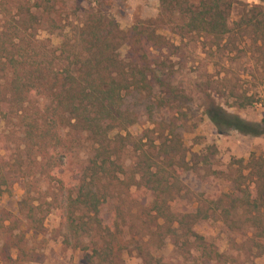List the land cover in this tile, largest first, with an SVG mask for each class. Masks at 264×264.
<instances>
[{
	"label": "trees",
	"instance_id": "obj_1",
	"mask_svg": "<svg viewBox=\"0 0 264 264\" xmlns=\"http://www.w3.org/2000/svg\"><path fill=\"white\" fill-rule=\"evenodd\" d=\"M59 1L0 0V117L5 123L17 119L22 137V146H17L18 163L11 165L7 157L1 160L24 174L25 153L42 168L43 175L48 173L55 183L52 200L65 230L62 244L72 251H90L99 264H114L131 247L140 256L147 252L143 235L137 240L125 238L123 228L128 223L135 231L133 237L144 228L158 241L176 229L185 238L195 237L193 227L209 219L207 211L177 213L159 201L173 189L180 192L176 169L183 160V147L175 129L169 132L171 140L159 146L150 138L147 143L143 138L136 140L129 130L138 116L125 108L124 101L132 93L152 96L156 88L172 103L182 100L174 96L162 64L153 54V50L173 48L157 34L159 30L170 29L179 36L204 34L222 41L232 34L229 18L233 9L242 6L237 27L252 29L253 35L263 34L264 9L241 0H159L157 17L140 20L126 32L102 9L104 4L95 0V6L85 11L86 19L74 42L55 49L49 41L39 42L37 35L45 27L50 34L64 28ZM254 1L264 4V0ZM124 45L129 48L126 60L119 55ZM168 107L179 113L182 109ZM205 115L220 135L264 136V120L249 122L214 104L206 108ZM160 126L149 133H158ZM82 149L89 152L81 156ZM128 149L137 160L131 170L122 161ZM38 158L48 168L52 166V174L43 170L46 167ZM254 168L256 165L250 169ZM257 168L258 197L245 205L260 212L264 209V167ZM142 191L153 197L149 207L135 199ZM21 206V214L29 222L41 208L33 207L28 198ZM106 206H111L109 222L103 214ZM3 258L17 263L7 255Z\"/></svg>",
	"mask_w": 264,
	"mask_h": 264
},
{
	"label": "rangeland",
	"instance_id": "obj_2",
	"mask_svg": "<svg viewBox=\"0 0 264 264\" xmlns=\"http://www.w3.org/2000/svg\"><path fill=\"white\" fill-rule=\"evenodd\" d=\"M98 1L126 32L140 20L154 19L159 12V0ZM94 2L60 0V24L64 28L50 34L45 27L37 40L49 41L55 49L65 42H74L77 29L86 19L85 11L95 6ZM241 2L264 9V4L254 0ZM243 11L242 6L233 9L229 18L232 34L222 41L197 33L179 36L170 29L157 32L173 48L153 50L154 57L162 64L174 96L182 100L172 103L157 88L152 96L137 93L126 96L125 108L138 116L129 132L136 140L143 138L147 143L150 138L159 146L166 139L171 140L169 132L175 129L183 147V160L176 169L180 192L173 189L159 201L168 203L177 213L193 214L205 209L209 219L194 225L195 237L185 238L176 229L161 241L152 239L145 228L133 237L135 231L128 223L123 228L125 238L137 240L143 235L147 252L140 256L131 247L114 264H264V209L255 212L245 205L247 200L258 197L254 174L259 165L264 167V136L251 138L235 132L220 135L205 115L206 108L214 104L249 122L264 120V32L253 35L252 29L238 28ZM128 51L124 45L119 50L120 58L126 60ZM247 100L251 105H247ZM168 106L182 109L179 113ZM156 125H161L158 133L150 134ZM17 130V119L5 123L0 117V264H11L4 261V255L16 260L15 264H99L91 258L90 251H72L62 244L65 230L52 200L55 183L48 173L43 175L42 168L25 153L24 177L17 168L4 165L2 157H7L11 165L18 163L17 146L22 144V137ZM88 152L82 149L80 155ZM122 158L126 170L137 162L132 149L126 150ZM255 165L256 168L250 169ZM43 166L46 167L43 170L52 174V166ZM135 197L147 207L153 200L147 191ZM27 198L33 207H41L33 222L21 214V203ZM110 212L111 206H106L103 214L107 221Z\"/></svg>",
	"mask_w": 264,
	"mask_h": 264
}]
</instances>
